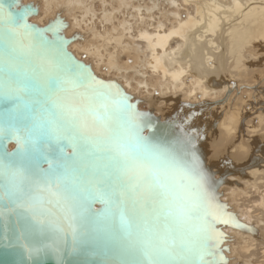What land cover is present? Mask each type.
<instances>
[{
  "label": "snow or ice",
  "instance_id": "snow-or-ice-1",
  "mask_svg": "<svg viewBox=\"0 0 264 264\" xmlns=\"http://www.w3.org/2000/svg\"><path fill=\"white\" fill-rule=\"evenodd\" d=\"M36 12L0 0V97L15 106L0 136L7 131L19 146L0 145V190L31 214L30 234L48 228L67 243L71 233L73 250L99 254L100 264H226L215 224L229 219L212 203L193 138L179 149L153 142L143 134L147 113L116 85L71 58L69 69L41 55L52 43L45 33L65 25L38 28L29 23ZM64 141L71 155L52 150ZM97 153L107 160L102 174L83 162ZM25 247L30 258L41 251Z\"/></svg>",
  "mask_w": 264,
  "mask_h": 264
},
{
  "label": "bare ground",
  "instance_id": "bare-ground-1",
  "mask_svg": "<svg viewBox=\"0 0 264 264\" xmlns=\"http://www.w3.org/2000/svg\"><path fill=\"white\" fill-rule=\"evenodd\" d=\"M29 2L39 26L66 22L69 50L123 85L161 138H193L207 189L248 225L220 224L226 264H264V0Z\"/></svg>",
  "mask_w": 264,
  "mask_h": 264
},
{
  "label": "water",
  "instance_id": "water-1",
  "mask_svg": "<svg viewBox=\"0 0 264 264\" xmlns=\"http://www.w3.org/2000/svg\"><path fill=\"white\" fill-rule=\"evenodd\" d=\"M22 5L34 6L31 2L23 3ZM30 17L29 23L41 29L48 28L50 25L57 21H61L63 25H65L66 23L61 19L60 16H57L55 19L48 21L45 25L39 26L38 24L31 21ZM63 27L65 26H60L58 31L55 33H45L47 39L49 41H52V43L44 45V47L41 49V55L56 63L64 64L69 69L72 67V65L67 63L66 57L71 58L73 64H81L86 69H90L91 74L95 76L97 80L103 81L105 84H114L123 93L131 97V95L126 91L123 85H121L114 79L108 80L97 75V73L94 72L93 68H91L89 64L76 57L75 54L69 50L68 45L72 41V38H68L60 32ZM61 41H68V43L62 44ZM130 103L135 104L137 106V110L143 112L138 109V103L136 99L131 98ZM14 107L15 106L12 101L0 97V127L4 128L5 130H7L9 126V110L14 109ZM150 116L151 114L147 113L145 121L147 125H151V127L149 128V131L147 133L143 134L152 139L153 142L159 143L165 147L179 149L181 144L176 145L175 143L167 142L158 135L157 125L155 127L156 133L154 132L152 126L154 122L148 120ZM12 123L16 124L17 129L20 130V133L22 135L23 131L19 123L15 120H12ZM11 144L14 145L11 147ZM0 145L6 148L8 152H16L19 148L15 138H9L7 131H5V134L3 136H0ZM61 149L69 155L73 153V148L68 141H64L61 144H55V142H53L52 150L55 151L56 154H59V150ZM83 162L88 164L90 167H95L101 174L103 173L105 165L107 164V160L102 154L99 153L91 157H84ZM42 166L44 168H47L46 163ZM204 174L206 176V173ZM187 182L188 181L185 180V183ZM208 192L210 193L212 203L220 206V210L227 214L224 218L229 219L228 224L234 226L238 224V227L244 226L248 228V225L240 222L233 212L224 207V204L222 205L219 203L216 196V191L214 189H208ZM44 195L46 198L55 200V197L51 196L48 193H44ZM102 207L103 205L99 202L93 205V208L96 210H99ZM54 211H57V213L59 214L58 209L54 208ZM220 224L225 223L217 222L215 224V228L218 232L224 234L223 230L220 228ZM33 225H35V221L32 220L31 214L27 211V209L24 207H20L17 203L10 202L6 198L4 191L0 190V264H100L102 257L99 254H93L92 252L82 250L79 247L76 250H73L71 244V233H68L67 243H62L61 240L51 231V229L48 228L45 229L44 236L36 239L30 234L29 231ZM21 233H24V235L22 236ZM25 245L33 248L40 247L41 251L39 252V254L33 252L30 258ZM220 246L217 250V257L222 256L225 261L226 256L220 250ZM209 259H211V257H209Z\"/></svg>",
  "mask_w": 264,
  "mask_h": 264
},
{
  "label": "rangeland",
  "instance_id": "rangeland-1",
  "mask_svg": "<svg viewBox=\"0 0 264 264\" xmlns=\"http://www.w3.org/2000/svg\"><path fill=\"white\" fill-rule=\"evenodd\" d=\"M261 74L263 75V73H258V74H257V72H255V73L253 72L252 73V75H254L255 77L257 76L256 80H254V79H247V80L244 79V80H240L242 82V83L240 82V84H241L240 85V87H241L240 88V91H238V92L235 91L234 94L232 93V97L233 98H234V96L235 97H238V96H240V97H246V91L250 92V89H248L245 86L248 85V84H254L255 85L256 84V81L259 79L258 77H260L259 75H261ZM259 82L261 83L260 86H262V89L264 90V80L258 81V83ZM242 84H245V85H242Z\"/></svg>",
  "mask_w": 264,
  "mask_h": 264
}]
</instances>
